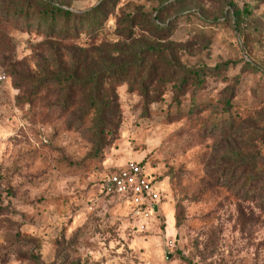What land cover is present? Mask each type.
I'll return each instance as SVG.
<instances>
[{"label":"rangeland","instance_id":"1","mask_svg":"<svg viewBox=\"0 0 264 264\" xmlns=\"http://www.w3.org/2000/svg\"><path fill=\"white\" fill-rule=\"evenodd\" d=\"M0 73V264H264V0H0Z\"/></svg>","mask_w":264,"mask_h":264},{"label":"built area","instance_id":"2","mask_svg":"<svg viewBox=\"0 0 264 264\" xmlns=\"http://www.w3.org/2000/svg\"><path fill=\"white\" fill-rule=\"evenodd\" d=\"M6 76L0 73V82ZM153 179L136 161H126L115 167L104 183L105 195L113 196L128 204L130 212L139 218L141 226H145L154 214L159 212L160 193ZM151 204H156L154 212Z\"/></svg>","mask_w":264,"mask_h":264},{"label":"trees","instance_id":"3","mask_svg":"<svg viewBox=\"0 0 264 264\" xmlns=\"http://www.w3.org/2000/svg\"><path fill=\"white\" fill-rule=\"evenodd\" d=\"M39 8H40L39 11L41 13V16L50 17L52 19V22H55L57 20H71L72 18L79 16L67 9H63L62 7L56 5L41 3ZM139 165H141V163H139Z\"/></svg>","mask_w":264,"mask_h":264},{"label":"water","instance_id":"4","mask_svg":"<svg viewBox=\"0 0 264 264\" xmlns=\"http://www.w3.org/2000/svg\"><path fill=\"white\" fill-rule=\"evenodd\" d=\"M151 207H152V209H153L154 212L157 211V206H156V204H151ZM169 257H170V254L167 253V254H166V258H169Z\"/></svg>","mask_w":264,"mask_h":264}]
</instances>
